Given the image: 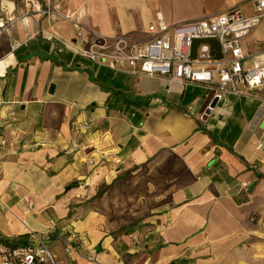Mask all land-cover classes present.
I'll list each match as a JSON object with an SVG mask.
<instances>
[{
    "label": "crops",
    "instance_id": "1",
    "mask_svg": "<svg viewBox=\"0 0 264 264\" xmlns=\"http://www.w3.org/2000/svg\"><path fill=\"white\" fill-rule=\"evenodd\" d=\"M89 1L78 7L84 45L142 37L155 12L167 24L252 12V0ZM37 6L34 26L0 29V236L52 227L50 249L73 264H264V88L206 113L199 85L72 53L71 24ZM243 41L264 49V16ZM70 232L79 243L66 253L57 235Z\"/></svg>",
    "mask_w": 264,
    "mask_h": 264
},
{
    "label": "built area",
    "instance_id": "2",
    "mask_svg": "<svg viewBox=\"0 0 264 264\" xmlns=\"http://www.w3.org/2000/svg\"><path fill=\"white\" fill-rule=\"evenodd\" d=\"M251 6L250 14L234 5L212 15L170 24L155 12L142 37L95 34L96 39L87 45H78L76 41H63L62 45L115 71L166 76L182 85H199L211 93L209 102L215 98L214 106L225 105L227 95L241 96L247 89L264 88V49L259 50L254 42L251 51L243 41L264 16V0H252ZM204 39L215 42L217 58ZM89 128L90 122H76L72 132L77 136ZM4 142L0 139L1 145ZM70 151L78 153L75 143ZM50 223L53 225V220ZM48 229L29 231L22 242L0 236V264H73L54 255L48 243ZM57 239L63 241L66 253L78 247L74 232L59 234Z\"/></svg>",
    "mask_w": 264,
    "mask_h": 264
},
{
    "label": "rangeland",
    "instance_id": "3",
    "mask_svg": "<svg viewBox=\"0 0 264 264\" xmlns=\"http://www.w3.org/2000/svg\"><path fill=\"white\" fill-rule=\"evenodd\" d=\"M89 0H35L38 8L43 12L44 16H53L55 19L67 21L75 30V38H64V41H76L78 45H84L82 38L83 26L80 24V16L78 7L84 8ZM106 2V3H105ZM115 2V0H114ZM110 4V0H102V4ZM69 9H73L72 15L65 16ZM108 9V7H107ZM16 22H22L24 25L30 27L34 26V0H0V29L1 26H12ZM51 33H56L55 29L51 27ZM26 36H31L29 29L26 31ZM34 35V33H33ZM32 35V36H33ZM130 37H139L134 33H125ZM60 37V36H59ZM62 37V36H61ZM94 40L90 41L93 42ZM89 42V43H90ZM14 47L15 42L10 41ZM88 44V43H87ZM86 44V45H87Z\"/></svg>",
    "mask_w": 264,
    "mask_h": 264
},
{
    "label": "trees",
    "instance_id": "4",
    "mask_svg": "<svg viewBox=\"0 0 264 264\" xmlns=\"http://www.w3.org/2000/svg\"><path fill=\"white\" fill-rule=\"evenodd\" d=\"M204 41H206V42L212 47V49H213V50L211 51L212 56L215 57V58H217V57L219 56V54H218V51L215 49V42H214L213 40H211V39H204ZM75 184H76V183H75ZM75 184L71 183V184H69L68 186H66V188H67V187H70V186H73V185H75ZM133 226H135V225H134V224H130V225L127 227V229H128V230H131Z\"/></svg>",
    "mask_w": 264,
    "mask_h": 264
},
{
    "label": "water",
    "instance_id": "5",
    "mask_svg": "<svg viewBox=\"0 0 264 264\" xmlns=\"http://www.w3.org/2000/svg\"><path fill=\"white\" fill-rule=\"evenodd\" d=\"M214 104H215V98L212 99V100L209 102L208 106H207L206 109H205V112L208 113L209 110H210V108H212V107L214 106Z\"/></svg>",
    "mask_w": 264,
    "mask_h": 264
}]
</instances>
